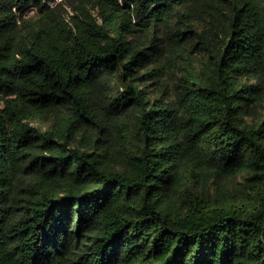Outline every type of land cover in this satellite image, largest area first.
Segmentation results:
<instances>
[{
  "label": "trees",
  "instance_id": "16d2710c",
  "mask_svg": "<svg viewBox=\"0 0 264 264\" xmlns=\"http://www.w3.org/2000/svg\"><path fill=\"white\" fill-rule=\"evenodd\" d=\"M0 264H264V0H0Z\"/></svg>",
  "mask_w": 264,
  "mask_h": 264
},
{
  "label": "rangeland",
  "instance_id": "374dc122",
  "mask_svg": "<svg viewBox=\"0 0 264 264\" xmlns=\"http://www.w3.org/2000/svg\"><path fill=\"white\" fill-rule=\"evenodd\" d=\"M68 11H69V13H72L70 8H68Z\"/></svg>",
  "mask_w": 264,
  "mask_h": 264
},
{
  "label": "built area",
  "instance_id": "2783aa9c",
  "mask_svg": "<svg viewBox=\"0 0 264 264\" xmlns=\"http://www.w3.org/2000/svg\"><path fill=\"white\" fill-rule=\"evenodd\" d=\"M57 1H60V0H57Z\"/></svg>",
  "mask_w": 264,
  "mask_h": 264
}]
</instances>
